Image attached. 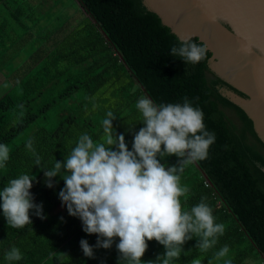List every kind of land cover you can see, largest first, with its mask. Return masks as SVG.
Instances as JSON below:
<instances>
[{
	"label": "trees",
	"instance_id": "1",
	"mask_svg": "<svg viewBox=\"0 0 264 264\" xmlns=\"http://www.w3.org/2000/svg\"><path fill=\"white\" fill-rule=\"evenodd\" d=\"M77 1L87 23L79 24L0 98V143L10 149L6 167L0 168V190L21 174L34 176L30 191L47 216L41 220L33 214L32 224L17 229L7 225L0 208V264H8L4 256L12 246L22 253L12 264H118V237L111 249L94 248L95 258L84 255L80 241L95 246L98 236L85 233L82 221L70 216L67 208L60 210L58 194L64 181L57 176L54 187L48 188L41 168L63 162L83 133L99 140L108 111L116 115L113 126L132 150L134 132L144 126L135 107L141 96L157 105L183 103L187 96L203 110L206 129L216 136L207 159L193 162L182 174V184L190 192L181 201L190 209L207 197L225 233L208 252L195 247L198 238L187 241L172 264H191L195 258L208 264L224 245L230 247L224 259L232 264H264V143L253 121L225 91L248 96L211 70L209 50L195 65L170 55V47L179 46L177 36L143 0ZM29 138L42 158L41 166L25 146ZM178 159L173 155L161 162L171 166ZM148 244L142 262L155 261L165 252L155 240ZM224 259L214 264H224Z\"/></svg>",
	"mask_w": 264,
	"mask_h": 264
},
{
	"label": "clouds",
	"instance_id": "2",
	"mask_svg": "<svg viewBox=\"0 0 264 264\" xmlns=\"http://www.w3.org/2000/svg\"><path fill=\"white\" fill-rule=\"evenodd\" d=\"M177 40L179 46L172 45L170 55L193 65L206 58V44H198L191 37ZM135 107L144 126L134 132L132 150L124 134L117 133L113 126L116 115L108 111L99 140L83 133L63 162L56 160L51 169L41 168L46 186L53 188V178L59 176L64 187L58 195L69 215L82 221L85 233L98 236L95 246L86 239L80 241L86 257L95 258L94 248L111 249L117 237L118 264H172L180 258L184 244L194 237L198 238L195 247L208 252L224 235L225 225L216 222L207 197L190 209L185 207L181 198L186 201L190 188L182 184V174L193 162L207 159L216 141L215 133L206 129L203 110L194 107L187 96L183 103L159 105L141 96ZM25 146L35 156L36 166H41L34 140L29 138ZM173 155L179 158L175 165L161 162ZM9 158V146L0 143V168L6 167ZM34 179L21 174L0 190V208L8 226L20 229L32 224L33 214L47 219L43 204L35 203L30 191ZM152 240L163 245L165 252L155 261L142 262ZM229 252L228 245L222 246L208 264L224 259ZM4 259L12 264L22 259V253L12 246ZM191 264H201V260L195 258ZM224 264L232 261L224 259Z\"/></svg>",
	"mask_w": 264,
	"mask_h": 264
},
{
	"label": "water",
	"instance_id": "3",
	"mask_svg": "<svg viewBox=\"0 0 264 264\" xmlns=\"http://www.w3.org/2000/svg\"><path fill=\"white\" fill-rule=\"evenodd\" d=\"M143 2L177 37L208 46L211 70L248 98L225 95L246 112L264 143V0Z\"/></svg>",
	"mask_w": 264,
	"mask_h": 264
},
{
	"label": "crops",
	"instance_id": "4",
	"mask_svg": "<svg viewBox=\"0 0 264 264\" xmlns=\"http://www.w3.org/2000/svg\"><path fill=\"white\" fill-rule=\"evenodd\" d=\"M62 2L0 1V98L16 85L18 79L39 67L55 50L56 44L62 43L79 24L87 23L88 17L77 0H71V5L76 6L80 19L72 22L66 18L61 21L56 9L60 8L66 14L67 8L71 7L64 8ZM39 57L41 60L38 61Z\"/></svg>",
	"mask_w": 264,
	"mask_h": 264
},
{
	"label": "rangeland",
	"instance_id": "5",
	"mask_svg": "<svg viewBox=\"0 0 264 264\" xmlns=\"http://www.w3.org/2000/svg\"><path fill=\"white\" fill-rule=\"evenodd\" d=\"M64 2H62V6L65 8L67 7L68 5H70L71 7L70 8H67V11H66V14H63V11L58 8L56 9V15H60L61 17V21H63V19H66L68 18L70 21L74 22L76 20H79L80 19V16H78L76 13H77V10H76V6L75 7H72L71 5V0H63ZM73 1V0H72ZM70 10V11H69ZM68 13V14H67ZM69 13H70V18H69ZM58 20V19H57ZM58 22V21H57ZM73 32V31H72ZM1 92H0V97H1ZM66 209V206L62 205L60 207V210L61 211H64Z\"/></svg>",
	"mask_w": 264,
	"mask_h": 264
}]
</instances>
